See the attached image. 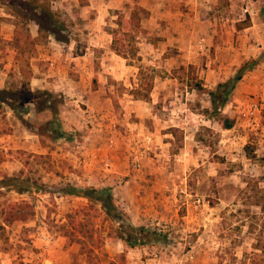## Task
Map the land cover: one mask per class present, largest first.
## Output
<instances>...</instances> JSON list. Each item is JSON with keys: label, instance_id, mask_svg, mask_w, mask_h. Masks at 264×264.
Masks as SVG:
<instances>
[{"label": "rangeland", "instance_id": "rangeland-1", "mask_svg": "<svg viewBox=\"0 0 264 264\" xmlns=\"http://www.w3.org/2000/svg\"><path fill=\"white\" fill-rule=\"evenodd\" d=\"M44 1L57 13L56 37L68 44L59 51L49 35L22 47L33 71L28 86L4 41L13 38L15 18L0 5V179H26L30 187L0 189L3 264H140L153 251L158 264H264V0H142L148 10L140 23L153 17L133 66L109 52L104 33L115 27L112 11L127 15L139 0L121 1L96 22L72 2ZM246 16L249 29L236 30ZM165 39L172 46L155 52ZM198 41L204 50L193 59L178 51ZM46 50L68 67L38 60ZM250 59L255 64L215 109L233 120L222 129L205 109L210 100L219 104L217 85ZM138 67L151 84L146 101L133 95ZM195 81L204 92L189 88ZM250 102L260 106L257 128L242 114ZM81 159L95 182H107L88 186L107 189L125 221L154 236L130 248L98 205L62 193L86 187ZM13 203L27 204L21 211L30 215L4 224L1 212ZM81 207L75 229L64 226Z\"/></svg>", "mask_w": 264, "mask_h": 264}, {"label": "trees", "instance_id": "trees-1", "mask_svg": "<svg viewBox=\"0 0 264 264\" xmlns=\"http://www.w3.org/2000/svg\"><path fill=\"white\" fill-rule=\"evenodd\" d=\"M8 1L9 0H0V5L7 7L9 14L15 18L12 23L14 27V35L12 40L6 41L5 44L14 50L12 57L14 63L17 64V72L21 79V84L23 83L28 86L29 80L32 77V71L28 63V58L23 54L22 47L29 44L30 47L33 48L34 43H38L39 38L45 39L48 35L55 37L57 41L61 42L53 31V25L56 23L55 18L57 13L53 12L44 0H13L11 3ZM144 12L145 10L138 6L131 8L127 15L114 10L112 11V14L115 16V20L113 22L115 27L107 28L105 30L110 35L109 50L115 56L121 58L126 66H133L140 60L138 55L137 39L139 35L144 32L140 24V17ZM0 21H2L1 17ZM245 21V26H235V29L241 30L248 27L249 20L247 16L245 17ZM31 32L34 36L33 34L31 35ZM20 34H25L23 41L24 45L22 44V41H20ZM64 42L66 43V40H64ZM255 61V59L245 61L239 66L232 78L224 83L218 84L217 88H223V91L219 96V104L216 105L214 100H210L211 108L209 110L205 109V113H214V119L219 123L222 129H230L233 125V120L216 113L215 109H218V106H223L234 84L239 81L246 69L255 64ZM140 73L141 69L138 67L137 75H139V80H137L138 85L136 86L135 93L133 92V95L134 99L146 101L151 90V84L149 82H145L144 79H141ZM189 79L194 81L192 76ZM92 83H95L94 79L92 80ZM141 86L144 91L140 93L138 87ZM189 88L201 93L205 91L202 84L197 81L193 82V84H189ZM208 94L212 97L214 93L210 91ZM244 149L246 151L247 146H245ZM247 153L249 154L250 150L247 149ZM16 179L17 178L14 177L3 176L0 179V189L16 190L18 193H24L30 188L26 179ZM63 189L64 190L61 191L65 195L80 196L83 197L87 203H95L98 205L104 213L105 218L113 223V227L118 234V238L123 240L128 247L132 248L135 244H139L145 240L147 236L155 235L154 232H150L144 227H133L131 224L127 223L123 218V215L116 208L114 199L107 189H97L90 186L83 188L67 186ZM7 206L9 207V210L1 212L4 224H8L13 221H24L27 219L28 215H30H26L24 211H21L29 208V206L25 203H13L8 204ZM86 207L88 208V206ZM83 208L84 207H81L72 213L66 214L65 218L67 219V222L64 226L70 225L71 229H75L76 222L74 221V216L81 213L80 211H82ZM29 213L32 212L30 211Z\"/></svg>", "mask_w": 264, "mask_h": 264}, {"label": "crops", "instance_id": "crops-1", "mask_svg": "<svg viewBox=\"0 0 264 264\" xmlns=\"http://www.w3.org/2000/svg\"><path fill=\"white\" fill-rule=\"evenodd\" d=\"M61 3H65V1H69V2H72V6H76L78 8V10H85L86 13H91V14H94L95 16V22L96 21H99L100 20V17L102 16L103 12L109 10V9H120V7L122 6V4H119V3H122L121 1H124V0H84V3L82 4H79L77 0H59ZM142 0H139V5L145 9V10H148L147 8L144 7V5L141 3ZM8 14V13H7ZM7 14H5V16H7ZM9 15V14H8ZM165 16H168V15H165ZM4 17V16H3ZM2 17V21H4V18ZM8 17V16H7ZM149 19H147V21L145 22H141V28L142 29H150L151 26H149L150 24H152L150 22V19H152L153 15L152 14H149L148 15ZM155 18H157V16H155ZM0 21V22H2ZM7 22V21H6ZM12 24V23H11ZM9 23V26H12L13 28V25H11ZM154 28H151V30H153ZM249 28H245L243 30H247ZM154 31V30H153ZM154 33V32H153ZM33 33L31 32V35ZM105 37L107 38V44L109 46V43H110V35L107 34V33H104ZM154 35L157 36V34L154 33ZM178 35L180 36L181 35V32L178 33ZM34 36V34H33ZM49 37V35L47 36ZM12 38H6V40L4 41H11ZM166 41H163L161 40L159 43H157V45H153L152 47H154L155 49V52L159 53V54H162L166 49L167 47H171L172 46V42H169V39H165ZM68 43H60L59 42V45L57 46L59 51H63L62 50V47L63 46H67ZM61 47V48H60ZM176 47V46H174ZM61 49V50H60ZM109 50V47L107 48ZM179 49H181L182 51H186V53H182V56H187V58H191L193 59L195 55H197V52L198 50H204V44H202V46H199V45H189L187 44V46H178V51ZM111 53V51H109ZM48 51L46 50V52L42 55V56H39L38 60H42V61H45V60H48L50 59L51 61V66L54 65V66H57V65H60L62 68H66L68 67L69 63L66 62L65 60H62V59H59L57 61L55 60H52V58L50 56H48ZM56 70H57V67H55ZM32 71V70H31ZM32 75H33V71H32ZM33 76L31 77L30 80H33L32 79ZM29 80V81H30ZM90 158V157H89ZM106 161V160H105ZM81 162H83V169L85 170L83 173L80 174V177L82 178V180L84 179V176L87 177V179L85 180V182H83V185L85 186H88V185H91V186H95V187H103L104 185H107V182L106 181H97L95 182V179L94 178V175L91 174V173H88V166H87V161H85L84 159H81ZM90 163H92V159L90 160ZM86 166V168H85ZM102 177H104V175H101ZM110 177V176H108ZM93 179V180H91ZM99 180V176H98V179ZM2 255V254H1ZM3 256H6L3 254ZM3 256H1L2 258H4ZM44 262H47L45 261V259L41 258ZM29 261V260H27ZM40 261V260H39ZM4 261L0 260V264H3ZM26 264V263H24Z\"/></svg>", "mask_w": 264, "mask_h": 264}, {"label": "built area", "instance_id": "built-area-1", "mask_svg": "<svg viewBox=\"0 0 264 264\" xmlns=\"http://www.w3.org/2000/svg\"><path fill=\"white\" fill-rule=\"evenodd\" d=\"M197 45L202 46V41H198ZM259 111L260 106L258 102H250L244 109H243V116L246 119L247 124L251 128H257L259 126ZM145 258L140 261V264H158L160 260L159 254L156 252H152L150 254L144 253ZM188 258H191L189 255Z\"/></svg>", "mask_w": 264, "mask_h": 264}]
</instances>
